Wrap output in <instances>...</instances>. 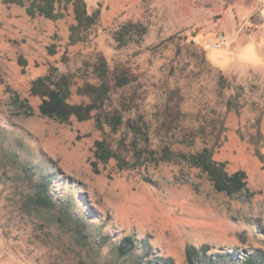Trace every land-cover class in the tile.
Instances as JSON below:
<instances>
[{"label":"rangeland","instance_id":"1","mask_svg":"<svg viewBox=\"0 0 264 264\" xmlns=\"http://www.w3.org/2000/svg\"><path fill=\"white\" fill-rule=\"evenodd\" d=\"M85 1L89 12L100 6V17L82 41L72 32V3L49 20L0 2V264H133L115 253L124 235L136 239L135 255L145 241L173 264H187L188 245L231 252L232 264L264 253V14H249L251 5L233 10L234 0ZM128 24L144 32L118 37ZM99 55L111 85L103 107L85 121L41 116L31 81L67 75L68 101L88 102L82 89L100 83L93 71ZM121 73L129 83L113 86ZM113 112L124 121L141 116L147 140L128 126L117 133L98 126V114ZM103 137L114 146L120 137L137 138L139 148L157 153L207 147L228 172L246 173V189L217 192L200 169L172 161L120 170L111 159L94 173V142ZM25 161L58 171L53 190L75 201L73 213L89 221L88 240L56 208L25 212ZM102 233L111 239L99 244Z\"/></svg>","mask_w":264,"mask_h":264},{"label":"trees","instance_id":"2","mask_svg":"<svg viewBox=\"0 0 264 264\" xmlns=\"http://www.w3.org/2000/svg\"><path fill=\"white\" fill-rule=\"evenodd\" d=\"M0 2L7 6L16 5L23 8L25 14L30 18L39 16L49 20L62 18L64 15L61 12V5L72 3L76 22L72 26V32L78 31L81 34L77 41L87 39L89 31L97 24L100 17V6L89 12L85 0H0ZM132 28H135L134 30L139 34L144 32L142 25L128 24L118 31V37L123 39L125 37L123 33ZM71 37H73V34H71ZM22 63L24 64V61ZM93 71L97 73L101 81L97 85L86 84L83 87L82 90L89 97V101L80 103H70L68 101L69 76L54 77L47 74L34 78L30 84V94L41 99L37 106L39 114L62 123L68 122L71 117L78 121L90 119L93 111H98L103 107L111 89V85L105 80L108 67L102 55L98 56ZM129 81L127 74L121 73L112 85L122 87ZM219 81L222 86L226 83V79L222 75L219 76ZM20 104L22 103L20 102ZM103 122L109 126L111 133H117L121 126H128L139 139L147 140L141 116L133 122L124 121L122 115L118 112L105 113L103 116L98 114V126H101ZM256 133L260 135L259 128H257ZM111 159L116 162L120 170L143 167L146 162H181L198 168L205 173L217 192L232 196L246 189V173L241 169L228 172L225 162L214 160L212 150L207 147L191 153H175L169 147L164 146L157 153L153 149L139 148L137 138H133L127 143L124 137H120L115 146L105 137L96 140L94 142L93 160L90 161L93 172L99 173L98 164L107 163ZM22 172L28 188L31 189V192L25 195V201L22 202L25 212L56 208L60 213V217L66 216L74 224L75 234L82 240H88L90 237V233L87 231L89 221L85 220L83 216L73 213L72 209L75 206V201L72 198L66 195L57 196L58 193L53 190V186L57 182L58 171H48L30 161H25ZM58 220L62 221L61 218H58ZM98 238L97 242L99 244H104L111 239L108 233H102V235H98ZM142 246L145 249L143 253L135 255L136 239L132 235H124L115 243L114 249L117 257L129 256L133 264H173L168 257L154 255L148 242L142 241ZM233 255L231 252H210L208 245L200 247L188 245L185 248L187 264H232ZM239 258L240 261H237L236 264H264V253L258 249Z\"/></svg>","mask_w":264,"mask_h":264},{"label":"crops","instance_id":"3","mask_svg":"<svg viewBox=\"0 0 264 264\" xmlns=\"http://www.w3.org/2000/svg\"><path fill=\"white\" fill-rule=\"evenodd\" d=\"M235 3V4H234ZM234 3H233V10H234V7L236 8V4L237 5H241V6H249L251 5L252 7V11L249 12V14L253 13L256 11V9H259L263 14H264V0H234ZM226 29H228L230 31V23L227 24H224Z\"/></svg>","mask_w":264,"mask_h":264},{"label":"built area","instance_id":"4","mask_svg":"<svg viewBox=\"0 0 264 264\" xmlns=\"http://www.w3.org/2000/svg\"><path fill=\"white\" fill-rule=\"evenodd\" d=\"M224 41L220 38L217 39V42L214 44L216 46H214V48H218Z\"/></svg>","mask_w":264,"mask_h":264},{"label":"bare ground","instance_id":"5","mask_svg":"<svg viewBox=\"0 0 264 264\" xmlns=\"http://www.w3.org/2000/svg\"><path fill=\"white\" fill-rule=\"evenodd\" d=\"M216 49H219V48H216Z\"/></svg>","mask_w":264,"mask_h":264}]
</instances>
